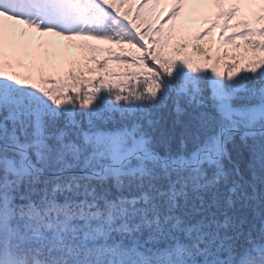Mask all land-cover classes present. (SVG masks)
<instances>
[{"label": "snow or ice", "instance_id": "snow-or-ice-1", "mask_svg": "<svg viewBox=\"0 0 264 264\" xmlns=\"http://www.w3.org/2000/svg\"><path fill=\"white\" fill-rule=\"evenodd\" d=\"M163 3L0 0V264H264V0Z\"/></svg>", "mask_w": 264, "mask_h": 264}, {"label": "rangeland", "instance_id": "rangeland-1", "mask_svg": "<svg viewBox=\"0 0 264 264\" xmlns=\"http://www.w3.org/2000/svg\"><path fill=\"white\" fill-rule=\"evenodd\" d=\"M169 8H170V0H167V3H163L161 4V6L157 9V12L158 14L160 15V18L161 20H165L167 18V13L169 11ZM187 12V10H185V13ZM184 15L182 14L181 17L178 18L177 20V23H184L183 22V19H184ZM185 26H187L185 24ZM188 27V26H187ZM186 27V29H187ZM214 32H215V35H214V40H217L218 39V36H219V29H214ZM45 39H51L53 41H55L57 43L58 46H60L61 48H63V46L66 45L67 42L65 41H62L60 38H57V37H46ZM93 43H98V42H93ZM203 43V42H202ZM35 44V41H33V45ZM204 45L206 46L207 45V42L204 43ZM214 47V45H213ZM231 49V47H229ZM67 53L70 55V56H77L78 53H77V50L75 49H72V48H67L66 49ZM227 61H231V59H227ZM116 67V65H115ZM45 68L48 69V66L45 65ZM55 75V73H53Z\"/></svg>", "mask_w": 264, "mask_h": 264}, {"label": "trees", "instance_id": "trees-1", "mask_svg": "<svg viewBox=\"0 0 264 264\" xmlns=\"http://www.w3.org/2000/svg\"><path fill=\"white\" fill-rule=\"evenodd\" d=\"M183 22L188 26V27L186 26L187 30L189 32H191V33H195L196 31L202 29L203 27H206V25L203 23V21L200 20L199 18L193 19L192 21H185V18H184ZM214 35H215V32L213 30V34H212V37H211V40L213 42L216 41V40H214ZM202 42L204 44L206 41H201V43ZM237 43H240V41H237ZM213 45H214V43H213ZM229 47H231V46H229ZM231 62L232 61H227V59H222L221 63H220V70L224 71L225 70V65L228 64V63H231ZM113 67H115V65H113ZM45 70L48 71V69H46V68H45ZM51 74L54 75L53 73H51ZM128 87L132 88V89H137L138 88L139 90H142L143 89V84H140V85L137 86L135 81H130L129 84H128Z\"/></svg>", "mask_w": 264, "mask_h": 264}]
</instances>
